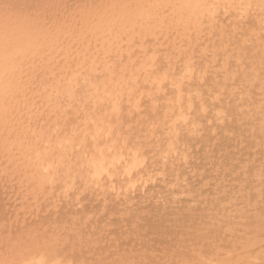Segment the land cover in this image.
<instances>
[{
    "label": "bare ground",
    "instance_id": "1",
    "mask_svg": "<svg viewBox=\"0 0 264 264\" xmlns=\"http://www.w3.org/2000/svg\"><path fill=\"white\" fill-rule=\"evenodd\" d=\"M66 1L0 0V264H228L263 244L264 206L209 238L176 194L263 177L264 0ZM183 221L220 247L171 249Z\"/></svg>",
    "mask_w": 264,
    "mask_h": 264
},
{
    "label": "rangeland",
    "instance_id": "2",
    "mask_svg": "<svg viewBox=\"0 0 264 264\" xmlns=\"http://www.w3.org/2000/svg\"><path fill=\"white\" fill-rule=\"evenodd\" d=\"M72 1H73V2H72ZM75 1H78V3H80L81 1H84V0H81V1H80V0H75ZM68 2H69V3L72 2V3H71V4H72V7H73V3H76V2H74V0H71V1L68 0ZM68 2L66 1L67 6H68V4H69ZM82 3H83V2H82ZM71 4H70V5H71ZM77 5H78V4H77ZM48 12H49V11H48ZM50 12H52V14H50ZM50 12H49V14L46 12L47 14H45V15H47V17H48V15H51V17H52L54 14H55V15H58V14H59L58 12H55V13H54L53 11H50ZM44 13H45V12H44ZM55 15H54V17H53V20H55V18H56V19L58 18V16L55 17ZM59 16H61V13H60ZM60 18H61V17H59V19H60ZM244 141H245V138H244ZM247 141H248V140H247ZM245 143H246V142H245ZM252 145L254 146V148H252V149H253V150H252V153H255V152L257 153V155H258V159H257V155H256V154H255V155H256V160H258V162H256L255 158L252 157V153H251V157H252L255 161L249 159V158H251V157H249V156H250V151H251V150H249V149H250L251 147H253ZM252 145L246 144L247 147H250V148L245 147L246 150L248 149V150H247V153H246V150H245L244 153H243V151H242L243 154H242V153H239V154H236V156L234 155V157H233V156L231 157L232 160H229V162L232 161V163H233L232 166H231V164H229V163H227V164L230 165L231 167H234V164L237 165V164H236L237 161H235V163H234V158H235V157H236V159H239L240 156H241L240 154H242V158H243V155H244L245 153H246V154L244 155V157H246V155H248V153H249V155H248L249 158L247 157L246 161L248 162V159H249V160H251L252 164L248 165L249 162H248L247 164H245V163H246V162H245L244 165H243V162H244V161H243L242 163H240V164H241V166L243 165L244 167L247 166V165H248V167L250 166V168H247L248 172H249V170H250L251 168H252L251 171H253V169H256V168L259 169L258 171L261 170V171H262V174H263V175H262L263 177H261V176H257V178L260 179V180H259L260 182H257V181H256V180H258V179H256V176H254V177H252V178L249 177V178H250V179H249V178L246 176V173H244L243 171H242V172L245 174L244 177L242 176V175H244L243 173H239L241 170H244L246 167H245V168L241 167V169L235 167V168H237V171H239V172H238V173H237V172H234V173H236V174H234V176H233V175H229L228 177L225 178V179H230V180H225L224 178H221V180H222V179L224 180V181L222 180V182H221L220 178H216V179H217V181H216V179H215V180H212V179H209V178L207 177V180H209V182H210V180H212V181H211L210 183H208V185H209L210 187L206 188L207 185L204 187V185H205L204 183L207 184L206 177L201 176V178H196L197 180H196V179L194 180V178H195V177H194L193 180L196 181V182H194V183H198V184H195V185H196L197 187H199V188H200V186H202V185H203V187H201V188L199 189V191H196V194L193 195L191 192H194V193H195V190H196V189H195L194 191H193V189H194V187H196V186H194V184H193V180H192V179L189 180V178H188L187 181H190V182H189V183H190V186L187 187V188H190L191 192H190V191H187V188L184 187L186 192H181L180 195H179V193H177L178 195L176 194V196H177L176 198L180 197V199L185 200V201H184V202H185L184 207H185L186 209L183 210V213L185 212V213H184V217H185V219H186L188 222L191 223V221H192L193 219H194V220H195V219L198 220V216H199V217H200L199 220L202 218L201 221H197V220H195V221L198 222V223H201V226H199L198 223H196V222H195L196 224H195L194 226L197 225V229H198V226H199V229L202 227V228L200 229L201 231L204 230V228L207 226V227L205 228L206 230H204V232H206V231L208 230V233L206 232L207 234H209V230L213 229V228H210V227H211V225L214 224V225H213L214 230H211V235H210L209 238H211V236L213 235V234H212V231L215 232L214 235L221 234V228H220L219 226H217V225H220L221 222H222L223 226H224V224H228V223H232V222H235V223H241V222L243 221V219L246 217V216L244 215L243 211H246V209H247L248 211L250 210V209L247 207L248 205H249V207H250V205L252 206V207H251V210H252V209L254 210V207H255V208L257 207L256 209H259V208H258L259 206H261V207L264 206V181H263V180H264V179H263V178H264V167H263V166H264V162H262V163H263V165H262V163H261V160H262V159L260 158V157H262L263 160H264V157H263V156H260V154L262 153V152L260 153V150L262 151V148H261V149L259 148L260 150L258 149V150H259V152H258V150H257L256 147H255V144H252ZM200 146H201V144H200ZM220 146L223 147L224 145H221V144H220ZM220 146L218 145V147H217L218 149L215 148V150H216L215 152H217V150H219ZM203 147H204V146H203ZM203 147H202V148H203ZM222 147H221V153H222ZM233 147H234V148H233ZM233 147H231V148L223 147V149H224V148H225V149L228 148L227 151L231 152L230 154L233 155L234 151H238V150H239L240 146L238 145V146H236V147H235V146H233ZM202 148L198 147V148H196V149L198 150V149H202ZM196 149H195L194 151H196ZM204 149H205V150H203V151L201 152L202 154H203V153L206 154L205 152H206L207 149H206V148H204ZM235 149H236V150H235ZM233 150H234V151H233ZM219 151H220V150H219ZM253 151H255V152H253ZM207 152H209V151H207ZM232 152H233V153H232ZM201 153H200V154H201ZM219 153H220V152H219ZM202 154H201V156H202ZM196 155H197V154H195L194 157L198 158ZM198 155H199V154H198ZM238 155H239V158H237ZM228 156H229V154H228ZM202 158H203V157H201L200 159L202 160ZM240 159H241V158H240ZM240 159H239V160H240ZM243 159H244V158H243ZM243 159H242V160H243ZM193 160L195 161V159H193ZM201 160H199V161H200V163L203 164V162H204L205 160H204V161L202 160V162H201ZM239 160H238V161H239ZM263 160H262V161H263ZM197 161H198V160H197ZM199 161H198V163H199ZM215 161H216V160H215ZM253 161L256 162V163H254ZM227 162H228V161H227ZM239 162H241V161H239ZM205 163H206V162H205ZM225 164H226V162H225ZM227 164L225 165V168H224V167H221V168H223V170L226 169V167L228 168V165H227ZM256 164H257V165H256ZM195 165H196V164H195ZM195 165H194V167H195L196 169L199 167L200 170H202L201 168H202L205 164H204L203 166L201 165V167H200L199 165L196 167ZM238 165H239V164H238ZM238 165H237V166H238ZM253 165H254V166H253ZM259 165H260V166H259ZM207 166H209V164H206L205 167H207ZM251 166H252V167H251ZM205 167H204V168H205ZM210 167H211V166H210ZM216 167H218V165H217ZM216 167H215V169H216ZM231 167H230V169H231ZM239 167H240V166H239ZM253 167H254V168H253ZM255 167H256V168H255ZM258 167H260V168H258ZM262 167H263V168H262ZM221 168H220V169H221ZM235 168H232V169L236 171ZM196 169H195V170H196ZM206 169H208V167H207ZM206 169H205V170H206ZM228 169H229V168H228ZM228 169H227V170H228ZM190 170H191V169H190ZM198 170H199V169H197L196 171H198ZM200 170H199V171H200ZM233 170L231 171V174H233ZM247 170H246V171H247ZM228 171H229V170H228ZM228 171H227V172H228ZM244 171H245V170H244ZM254 171H256V170H254ZM200 172H202V171H200ZM203 172H204V171H203ZM204 174H205V176L208 175V174H206V172H205ZM204 174H203V175H204ZM215 174H216V173H215ZM237 174H238V175H237ZM240 174H241V176H240ZM250 174L252 175L253 173L250 172ZM212 175H213V174H212ZM248 175H249V173H248ZM251 175H250V176H251ZM253 175H254V174H253ZM230 176H231V178H229ZM235 176H237V177H235ZM198 177H199V176H198ZM232 177H233L234 180H235L234 183L232 182V181H234V180L232 179ZM238 177H239L240 179H239ZM241 178H242L243 180H241ZM253 178H254L255 180H254ZM203 179H204V181H203ZM218 179H219L220 181H219ZM246 179H248V181H247ZM251 179L254 180V181H252ZM199 180H200L201 182H200ZM236 180H237V182H236ZM239 180H241V181H239ZM244 180H246V181H244ZM198 181L201 183V185H200V183H199ZM213 181H214V182H213ZM227 181H228V182H227ZM243 181H244L245 183H244ZM202 182H203V184H202ZM219 182L222 183L223 186H222ZM223 182H225V183H223ZM231 182H232V185H233L235 188L232 187V186H230ZM246 182H247L248 184H247ZM187 183H188V182H186V184H187ZM189 183H188V184H189ZM212 183H214V184H212ZM226 183H227L228 185H227ZM229 183H230V184H229ZM235 183H236V184H235ZM237 183H238L240 186H239ZM216 184H217V187L215 186ZM218 184H220L223 188H224V186H225L226 189H224L223 191H227V192L223 193V192L221 191L222 187H221L220 185H219V189H218ZM236 185H238V187H236ZM243 185H244V186H243ZM192 186H194V187L191 189ZM212 186H213V187H212ZM220 187H221V188H220ZM202 188H203V189H202ZM210 188H212V189H210ZM215 188H216V189H215ZM230 188H231V190H230ZM232 188H233V189H232ZM248 188H249V189H248ZM252 188H253V189H252ZM206 189H207L208 191H206ZM209 189H210V191H209ZM234 189H235V190H234ZM197 190H198V188H197ZM203 190H204L205 192H204ZM217 190H219V191H217ZM228 190H229V191H228ZM14 191H15V194H13L14 192H13V193L11 192V193H12V195H16V197H17L18 194H16V191H18V189L14 190ZM213 191H214V192H213ZM215 191H216V193H215ZM188 192H190L189 194H192V195H189ZM198 192H199V195H198ZM202 192H204V193H202ZM17 193H18V192H17ZM182 193H183V194H182ZM184 193H185V194H184ZM186 193H187V195H189V196H193V199L191 198L192 200H191V199L189 200V199H188V196L186 197ZM200 193H201V194H200ZM10 195H11V194H9V197H10ZM12 195H11L10 198H13ZM181 196H182V198H181ZM184 196H185V197H184ZM194 196H196V197L194 198ZM14 198H15V196H14ZM158 198H160V194H158ZM184 198H187L188 201H187L186 199H184ZM195 199H197L198 201L201 200L202 203H201V202H198V201H195ZM183 200H182V201H183ZM11 201H12V203H13V199H12V200L10 199V202H11ZM179 201H181V200H179ZM182 201H181V202H182ZM189 201H190V202H189ZM192 202H193L194 204H192ZM195 202H196V203H195ZM12 203H11V207H12V205H13ZM189 203H190V204H189ZM230 203H233V205L231 204V206H230ZM197 204H198L199 206H198ZM201 204H203L204 208H202V205H201ZM186 205H187V206H186ZM188 205H189V207H188ZM196 205H197V207H196ZM217 205H219V206H217ZM254 205H255V206H254ZM245 206H246V207H245ZM253 206H254V207H253ZM190 207H191V208H190ZM194 207H195V208H194ZM244 207H245L246 209H245ZM197 208H198V209H197ZM221 208H222V209H223V208H228V209H223L222 212H219L218 209L220 210ZM242 208H244V209H242ZM196 209H197L198 211H197ZM199 209H201V210H199ZM203 209H204V210L207 209V210L205 211L206 213H205V214L203 213L205 216H204L203 214L200 216V214H201L202 212L199 213V211H203ZM209 209H210V210H209ZM222 209H221V210H222ZM238 209H239V210H238ZM240 209H242V210H240ZM208 210H209V211H208ZM214 210L217 211V212H216V215H215V211H214ZM221 210H220V211H221ZM226 210H227V211H226ZM259 210H261V208H260ZM187 211H188V213H187ZM189 211H190V212H189ZM207 211H208V212H207ZM212 211H214V213H213ZM196 212H198V213H196ZM203 212H204V211H203ZM209 212H210V216H212V218H211L210 220H209L210 217H209V216H208L209 218L207 217V215L209 214ZM186 213H187V214H186ZM195 213H196V215H195ZM207 213H208V214H207ZM212 213H213V214H212ZM262 213H263V215H264V211H262ZM262 213H259V214L262 215ZM197 214H198V215H197ZM206 214H207V215H206ZM186 215H188L189 217L191 216V217H190V218L188 217V218H189V219H188V218L186 217ZM214 215H215V216H214ZM203 216H204L206 219H203V218H204ZM225 216H226L227 218H225ZM234 216L237 217V218H235V220H236L237 222H236V221H233V220H234V219H233ZM244 216H245V217H244ZM223 217H224V220H226V221H224V222H223V219H222ZM228 218H229L232 222H231V221L229 222ZM157 219H158V218H157ZM190 219H192V220L189 221ZM207 219H208L209 221H208ZM239 219H240L241 221H240ZM186 220H185V221H186ZM202 220H203V221H202ZM205 220H206V221H205ZM212 220H213V222H210V221H212ZM218 220H219V221L221 220V222H219ZM250 220L252 221V219H250ZM253 220H254L255 222H257V220H258V223H256V224H258V225H256L257 228H259L258 226H260V227H262V228L264 229V224H263V223H264V221H263V220H264V217H263V216H262V217H261V216H260V217H257V218H255V219H253ZM207 221H208V222H207ZM215 221H216V222H215ZM193 222H194V221H193ZM205 222H207V223L205 224ZM209 222H210L211 225L208 224ZM252 222H253V221H252ZM183 223H184V221H183L180 225H178V227H175V228H174V229L177 228V230H173V229H172V231H174L173 236H175V238H176V242H177V238H178V243H177V244L174 243V242H175V238L173 237L174 239H172V240H174V241H172V243H174V244L171 243V244H172V246L170 245L171 249H173L175 246L178 248V246H181V244H182V246H181L182 248H184L185 245H187V246H189V247H190L191 245H196L197 247H199V245H200V246L202 247V249H205V248H206L207 250L212 249V245H214V243L216 242V241H214V240H215L218 236H214L215 239L212 237L213 240H212V245H211V244H210V243H211V242H210V239L208 240V242H210V243H208V242L206 241V240H207L206 236H205V239H203V237H204L203 234H204V233L202 234L201 231H200V233H201V234H200L201 237H200V236H199L200 238L198 237V234H196V233L194 232V231H196V232L198 233V231H199V230H196V227H195V229H192V230L189 229V227L192 228L193 223H191L192 225L190 224L191 226H189V223L187 224V222H185L189 227H188L186 224H183ZM216 223H217V224H216ZM219 223H220V224H219ZM202 224H203V226H202ZM207 224L210 225V226H208ZM252 224H253V225H252ZM252 224L250 223V226L254 228V226H255L254 224H255V223H252ZM182 225H183V226H182ZM215 225H216V226H215ZM248 225H249V224H248ZM184 226H185V228H183ZM186 226H187V227H186ZM194 226H193V227H194ZM181 227H182V228H181ZM208 227H209V229H208ZM217 227H219L220 230L217 229ZM187 228H188V229H187ZM215 228H216V229H215ZM223 228H224V227H223ZM246 228H247V226L244 228L245 231H247V229H248V228H247V229H246ZM182 229H183V230L186 229L187 234H188L189 231H190L189 235H190V237H191V240H189V239H190L189 235H187V237H189V238L186 239V240L189 241L190 244L188 243V241H186V242H185V241H180V244H179V240L184 239V236H183V235L186 234V231L184 230V231H185V233H184ZM251 229H252V228H251ZM249 230H250V229H249ZM177 231H178V232H177ZM222 231H223V230H222ZM256 231H257V229H256L255 231H253L252 233H255L256 236L258 235V236H257V240H258L259 242H260V240L263 241V244L260 242V244H262V246H260L259 243H256V246H257V247L255 246V248L253 247L251 250H248V251L246 250V251H244V253L246 252L245 255H248V254L251 252L252 257H249V258H248V256H245L244 253H243V255H242V252H243V251H241V253H240V254H241V255H240L241 258H240V259H239V258L237 259V260H238V263H237V264H240V262H241V264H248V263L252 264L254 260H255V261L257 260L258 263L262 264L261 262H262V260H264V258H263V257H264V250H263V249H264V246H263V245H264V238H263L264 236H262V234H261V232H259V230H258L257 232H256ZM179 233H180V234H179ZM183 233H184V234H183ZM177 234H179L178 236L181 235L180 237L183 236V238L179 239L180 237H177V236H176ZM193 234H194V235H193ZM207 234H206V235H207ZM224 234H225V232H224ZM255 234H254V235H255ZM196 235H197V236H196ZM254 235H253V237H252L251 234H249L248 236H250L251 238H254V239H255L256 236L254 237ZM157 236H158V235H157ZM157 236H156V237H157ZM193 236L196 237L195 240H196L197 244H195L196 242L192 241ZM202 236H203V237H202ZM223 236H224V235H223ZM226 236H227V235H226ZM185 237H186V236H185ZM207 237H208V235H207ZM219 237H220V235H219ZM219 237H218L217 239H219V241L222 240V239H220ZM228 237H229V239L231 238L230 236H227V238H228ZM227 238H226V240H225L226 243H227V241L229 242V239H227ZM251 238H250V239H251ZM258 238H260V240H259ZM231 239H232V238H231ZM156 240H158V237L156 238ZM193 240H194V239H193ZM205 241H206L207 243H206ZM213 241H214V242H213ZM217 241H218V240H217ZM223 241H224V239H223ZM232 241H233V240H232ZM232 241L230 240V242L227 243V244H225V242H224V244H223L222 241H221V243H222L224 246H228V244L230 245V243H231ZM251 241H252V240H251ZM183 242H184V245H183ZM193 242H194V243H193ZM198 243H199V245H198ZM218 243L220 244V242H217V244H218ZM178 244H179V245H178ZM201 244H202V245H201ZM215 244H216V243H215ZM219 244H218V245H219ZM257 244H259V245H257ZM173 245H175V246H173ZM223 245H222V246H223ZM183 246H184V247H183ZM187 246H186V247H187ZM196 246H194V248H193V250L195 249V251H197V247H196ZM214 246H215V245H214ZM222 246H221V251H222ZM259 246H260V247H259ZM181 247H180L178 250H180ZM192 247H193V246H192ZM201 247H199V248H201ZM218 247H220V245H219V246H215V247H213V248H216V249H217ZM199 248H198V251H201V249L199 250ZM224 248H226V247H224ZM224 248H223V251H225ZM174 249H175V248H174ZM174 249H173V250H174ZM188 249H189V248H188ZM188 249H185V250H188ZM173 250H172V251H173ZM176 250H177V249H176ZM176 250H175V251H176ZM256 250H257V251H256ZM183 251H184V250H183ZM203 251H204V250H203ZM223 251H222V252H223ZM254 251H256V253H255ZM259 251H260V252H259ZM262 251H263V252H262ZM188 252H191V254H192V252H193V251H192V248H190V251L188 250ZM188 252H187V253H188ZM252 252H253L254 254H253ZM261 252H262V255H261L262 257L260 256ZM183 253H184V252H183ZM185 253H186V251H185ZM229 253H230V255L232 254V256L226 254V255L228 256V258H227V256H226L225 254H223L224 256L221 254V255L223 256L222 261H223V260H225V261L227 260L228 262H226V263H228V264H233V263L230 262V261H232L234 258L236 259L237 256H238V257H240V256H239V254H238L236 251H230V252H228V254H229ZM233 253H236L237 256H235V255H236V254H235V255H234L235 257H234V256H233ZM188 254H189V253H188ZM191 254H190V255H191ZM256 254H257V257L259 256L261 259L255 257ZM249 255H250V254H249ZM225 256H226V259H225ZM244 256H245V258H244ZM242 257H243V258H242ZM254 257H255V258H254ZM228 259H229V260L232 259V260L229 261ZM241 259H243V260H241ZM248 259H249V261H248ZM237 260H233V261H236V262H237ZM240 260H241V261H240ZM244 260H245V263H242V261L244 262ZM252 260H253V261H252ZM247 261H248V262H247ZM250 261H251V262H250ZM255 261H254V263L256 264L257 261H256V262H255ZM246 262H247V263H246ZM223 263H225V262L223 261ZM234 263H235V262H234ZM254 263H253V264H254ZM258 263H257V264H258ZM263 263H264V262H263Z\"/></svg>",
    "mask_w": 264,
    "mask_h": 264
}]
</instances>
